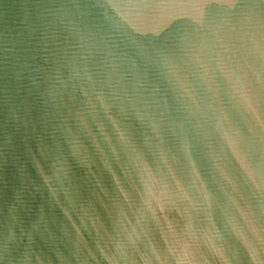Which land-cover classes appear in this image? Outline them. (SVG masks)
Listing matches in <instances>:
<instances>
[{
  "label": "water",
  "instance_id": "95a60500",
  "mask_svg": "<svg viewBox=\"0 0 264 264\" xmlns=\"http://www.w3.org/2000/svg\"><path fill=\"white\" fill-rule=\"evenodd\" d=\"M0 264H264V0H0Z\"/></svg>",
  "mask_w": 264,
  "mask_h": 264
}]
</instances>
